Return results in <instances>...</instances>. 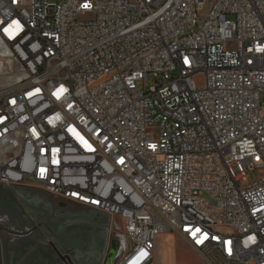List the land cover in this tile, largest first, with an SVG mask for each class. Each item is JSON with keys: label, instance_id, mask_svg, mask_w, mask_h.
Wrapping results in <instances>:
<instances>
[{"label": "built area", "instance_id": "obj_1", "mask_svg": "<svg viewBox=\"0 0 264 264\" xmlns=\"http://www.w3.org/2000/svg\"><path fill=\"white\" fill-rule=\"evenodd\" d=\"M206 2L0 0V184L107 215L116 264H264V0Z\"/></svg>", "mask_w": 264, "mask_h": 264}, {"label": "flooded vegetation", "instance_id": "obj_2", "mask_svg": "<svg viewBox=\"0 0 264 264\" xmlns=\"http://www.w3.org/2000/svg\"><path fill=\"white\" fill-rule=\"evenodd\" d=\"M0 242L4 264H116L125 248L124 240L112 237L106 215L2 184Z\"/></svg>", "mask_w": 264, "mask_h": 264}, {"label": "rangeland", "instance_id": "obj_3", "mask_svg": "<svg viewBox=\"0 0 264 264\" xmlns=\"http://www.w3.org/2000/svg\"><path fill=\"white\" fill-rule=\"evenodd\" d=\"M63 1V0H62ZM213 0H207L200 15L206 17L211 9V2ZM237 45L235 42H230L226 46L227 51H235ZM198 81V80H197ZM151 82L147 83L145 89L151 87ZM137 88L141 91L143 89L142 84H138ZM148 137L154 140L158 139V129L149 128L146 131ZM244 171L246 173V183H242V186L251 184L264 177V169L252 168L245 166ZM117 227H121L118 222ZM151 264H205L202 258L194 251H192L183 241L173 235L161 236L156 243L155 254Z\"/></svg>", "mask_w": 264, "mask_h": 264}, {"label": "water", "instance_id": "obj_4", "mask_svg": "<svg viewBox=\"0 0 264 264\" xmlns=\"http://www.w3.org/2000/svg\"><path fill=\"white\" fill-rule=\"evenodd\" d=\"M107 218L109 220L108 216H107ZM0 264H4V249H3V245L1 242H0ZM70 264H72V262H70ZM105 264H113L112 259H110L108 262H105Z\"/></svg>", "mask_w": 264, "mask_h": 264}, {"label": "crops", "instance_id": "obj_5", "mask_svg": "<svg viewBox=\"0 0 264 264\" xmlns=\"http://www.w3.org/2000/svg\"><path fill=\"white\" fill-rule=\"evenodd\" d=\"M50 196V195H49ZM62 202V201H60ZM67 204V203H66ZM69 206L73 207L74 209L78 210V211H82V210H85L84 208L82 207H79V206H75V205H72V204H68ZM109 221H110V218H109Z\"/></svg>", "mask_w": 264, "mask_h": 264}, {"label": "snow or ice", "instance_id": "obj_6", "mask_svg": "<svg viewBox=\"0 0 264 264\" xmlns=\"http://www.w3.org/2000/svg\"><path fill=\"white\" fill-rule=\"evenodd\" d=\"M7 31V30H6Z\"/></svg>", "mask_w": 264, "mask_h": 264}]
</instances>
